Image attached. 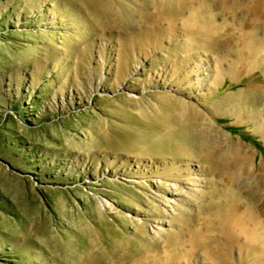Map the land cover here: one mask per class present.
I'll list each match as a JSON object with an SVG mask.
<instances>
[{"label":"rangeland","instance_id":"1","mask_svg":"<svg viewBox=\"0 0 264 264\" xmlns=\"http://www.w3.org/2000/svg\"><path fill=\"white\" fill-rule=\"evenodd\" d=\"M221 4L0 0V220L15 228L0 226V264H264L236 228L212 251L194 233L218 205L264 196V18ZM190 108L203 117L192 142L222 167L195 157L203 185L170 206L162 177L184 159L164 143Z\"/></svg>","mask_w":264,"mask_h":264},{"label":"bare ground","instance_id":"2","mask_svg":"<svg viewBox=\"0 0 264 264\" xmlns=\"http://www.w3.org/2000/svg\"><path fill=\"white\" fill-rule=\"evenodd\" d=\"M88 3H95L98 0H86ZM221 3L224 5L225 8H232L235 9L237 11H246L249 14H255L256 18H264V0H220ZM215 2V1H214ZM221 4V5H222ZM219 5V4H218ZM209 8V7H208ZM233 13V12H232ZM245 15V14H244ZM240 16V15H239ZM242 23V22H241ZM239 28V27H238ZM197 30V29H196ZM264 30V28H263ZM194 32V31H193ZM237 41L240 47L243 46V48H247L249 50H252L253 48V39L255 37V28L251 27L250 25H243L238 31H237ZM222 36V35H221ZM264 40V39H263ZM215 49V48H214ZM224 49V48H223ZM239 57L241 58L244 56V51L243 50H239L238 53ZM199 57V56H198ZM246 61V60H245ZM208 62V61H206ZM196 65V64H195ZM251 66V65H250ZM249 68V67H248ZM240 70V69H239ZM243 71V70H242ZM195 85H193V89H195V91L200 92V91H204L207 90L209 87H211V79L213 77L212 75V69L211 68H206L205 70H199L196 74H195ZM249 78V77H248ZM235 81V80H234ZM255 85V84H254ZM263 90V89H262ZM241 91V90H240ZM257 91V90H256ZM242 95V94H241ZM240 98V96H239ZM238 98V99H239ZM252 99V98H251ZM225 100V99H224ZM226 102V101H225ZM249 104V103H248ZM230 105V104H229ZM238 105V104H237ZM249 108V107H248ZM185 114L188 115L186 117V119H184V123L183 126H176L175 123L177 119L175 117L171 118L172 123L174 124L173 126L170 127V130L172 132V134L169 136L171 137L169 142H165V149L169 151L171 154L177 156V157H181L184 160L181 163V166H179V168L176 169V172L174 174V172H170L168 171L167 173L165 172V175L162 177V180L164 182H169L168 187L165 190V194H167V196L169 197L168 200V204L170 206H172L171 204H175L176 201L178 202V197L181 195V192L184 191V189H190L193 188L195 189V191L197 192L196 187H200L203 185L205 177H206V171L204 169H202L201 165H198L195 162L196 158H199V162L200 163H204L206 164L208 167H210L211 169L217 170L220 169L222 167L221 162H220V152L218 151H214V150H207V151H202L199 149L198 145L196 144V142H192L191 140V135H192V131L194 133V127H199L201 125L202 119L203 117L198 114L193 112V109L190 108L186 109ZM217 111V110H216ZM241 114V113H240ZM243 116V115H242ZM250 118V117H249ZM206 123V122H205ZM211 123V122H210ZM215 126L210 127V130H217L218 128L214 129ZM209 129V128H208ZM207 129V130H208ZM212 130V131H213ZM196 133V132H195ZM197 134V133H196ZM166 137V136H165ZM193 138V137H192ZM198 140V139H197ZM208 146V145H206ZM215 146V145H214ZM163 146H160V148L162 149ZM203 148V147H202ZM198 156V157H197ZM189 158V159H188ZM174 159V158H173ZM194 159V160H193ZM200 167V169L198 168ZM224 168V167H223ZM222 168V169H223ZM222 169L220 171H222ZM231 169V168H230ZM171 170V169H170ZM227 171V170H226ZM226 174V173H225ZM229 174V173H228ZM194 175V176H193ZM228 178V177H227ZM230 179V178H229ZM161 179H157V180H152V183L159 187V185L163 182ZM6 182V181H5ZM11 182V181H9ZM8 182V184H9ZM7 183V182H6ZM7 184V185H8ZM236 184V183H235ZM164 186V185H163ZM229 187H231V185H227ZM233 186V185H232ZM7 187V186H6ZM18 187V186H17ZM16 187V188H17ZM228 187V188H229ZM15 188V187H13ZM161 188V187H160ZM232 188V187H231ZM192 189V190H193ZM230 189V188H229ZM190 191V190H189ZM194 191V190H193ZM217 191V190H216ZM226 191V190H225ZM193 193V192H192ZM229 194V193H228ZM249 194V193H248ZM27 195V194H26ZM238 195V194H237ZM236 195V196H237ZM246 195V194H244ZM243 195V197H245ZM254 194H252L253 196ZM23 196V195H22ZM32 196V195H31ZM229 196V195H227ZM249 196V198H251L252 200L249 199V201H247L246 203L242 202L238 196V198H233L230 201H228L227 203H222L221 205L217 206V210L211 211L206 218H204V222H203V228L200 230L199 233H197L196 231L194 233L199 234V236L197 235L198 240H200V242H202V244L197 240V237H194L193 240H195L198 242L199 246L200 244L202 246H213L216 247L215 245H213L212 243H217L219 242L218 236L219 235H226L227 238L232 239L233 237H229L230 235V231L234 228L238 229V233L240 232V235H242L243 238H245L247 240L248 243H258L259 246L261 245L262 247H264V196L262 198L257 199ZM21 197V196H20ZM27 197V196H26ZM226 197V196H225ZM23 199V198H21ZM34 199V198H33ZM32 200V199H30ZM27 201V199H26ZM25 202V201H24ZM31 202V201H30ZM25 204V203H24ZM27 204V202H26ZM33 204V203H32ZM31 204V206H32ZM181 204V203H180ZM30 206V205H29ZM35 206V204H34ZM27 207V206H26ZM29 208V207H28ZM28 208H26L28 210ZM36 208V207H35ZM25 209V208H23ZM33 209V208H32ZM31 209V210H32ZM214 209V207H213ZM26 211V210H24ZM30 211V210H29ZM36 210H34L35 212ZM40 211V210H39ZM33 212V213H34ZM38 212V211H37ZM41 212V211H40ZM32 213V214H33ZM30 214V212L28 213ZM46 214V213H45ZM27 215V214H26ZM38 215V214H37ZM30 216V215H29ZM34 216V215H33ZM24 217V216H23ZM26 218V217H25ZM24 218V219H25ZM28 218V217H27ZM26 218V219H27ZM32 218V217H30ZM38 218V217H37ZM35 218V220L37 219ZM6 219V218H5ZM25 219V220H26ZM40 219V217H39ZM11 220V219H10ZM31 220V219H30ZM29 220V221H30ZM33 220V219H32ZM31 220V221H32ZM2 221V220H0ZM13 221V220H12ZM3 224L0 222V226L1 227H5L7 229H10L11 232H13V230L15 228L13 225L11 224H5L7 222L2 221ZM2 224V225H1ZM16 224V223H15ZM31 226V225H29ZM34 226V225H33ZM32 226V227H33ZM40 226V225H39ZM48 226V225H47ZM18 227V225H17ZM49 227V226H48ZM157 227V226H155ZM42 228V227H41ZM17 229V228H16ZM44 229V228H43ZM159 230H161L160 228H157ZM49 230V229H48ZM17 231V230H16ZM44 231V230H43ZM43 231H39L40 233H43ZM236 230H234L233 232H235ZM23 232V231H22ZM50 232V231H49ZM179 232V231H178ZM19 233V232H17ZM21 233V232H20ZM180 233V232H179ZM182 233V232H181ZM192 233V232H191ZM16 234V233H14ZM23 234V233H22ZM28 234V233H27ZM172 234V233H171ZM175 234V233H174ZM173 234V235H174ZM195 234V235H196ZM236 234V232L234 233ZM19 235V234H16ZM14 235V236H16ZM30 235V234H29ZM42 235V234H41ZM180 235V234H179ZM185 235V234H183ZM232 235V234H231ZM239 235V236H240ZM21 236V235H20ZM19 236V237H20ZM24 236V235H23ZM28 237V235H26ZM133 236V235H132ZM131 236V237H132ZM168 236V235H167ZM176 236V235H174ZM174 236H171L172 238ZM190 236V235H189ZM194 236V234H193ZM39 237V236H38ZM171 237H169L171 239ZM180 237V236H179ZM237 237V236H236ZM32 238V237H31ZM41 238V237H40ZM176 238V237H175ZM220 238V237H219ZM42 239V238H41ZM44 239V238H43ZM168 239V238H167ZM180 239V238H179ZM183 239V238H182ZM222 239V237H221ZM154 240V239H153ZM175 240V239H174ZM177 240V239H176ZM192 240V239H191ZM190 240V241H191ZM192 240V241H193ZM229 240V239H228ZM227 240V241H228ZM127 240H125L126 242ZM171 241V240H170ZM169 241V242H170ZM191 241V242H192ZM195 241V243H197ZM231 241V240H230ZM150 242V241H149ZM153 242V241H152ZM159 242V241H158ZM168 242V243H169ZM179 242V241H178ZM194 242V241H193ZM226 242V240L222 241ZM232 242L236 243L235 241L232 240ZM239 241H237V244ZM241 244H239V246L243 245V247L248 248V246H245L244 242L240 241ZM34 243V242H33ZM171 243V242H170ZM180 243V242H179ZM184 243V242H181ZM244 243V244H242ZM175 245V243H173ZM177 244V243H176ZM219 244V243H218ZM221 244V243H220ZM219 244V245H220ZM225 244V243H223ZM236 244V246H237ZM184 245V244H183ZM193 245V244H192ZM218 245V247H219ZM231 245V243L229 244ZM233 245V243H232ZM254 245V244H253ZM138 246V245H137ZM170 248L171 246L168 245ZM178 246V245H177ZM196 245L194 244L193 247H195ZM199 246L197 248H199ZM208 246L206 248L205 251H207ZM211 246V247H212ZM222 246V245H220ZM224 246V245H223ZM256 246V245H254ZM260 246V247H261ZM121 247V246H120ZM174 247V246H173ZM226 247H230V248H235V247H231V246H227V242H226ZM238 247V246H237ZM242 247V246H241ZM240 247V248H241ZM242 247V248H243ZM258 247V246H256ZM69 248V247H68ZM239 248V249H240ZM251 248V247H250ZM247 251L248 255L251 256L253 252L252 248L255 249L253 246L251 248V250ZM204 249V248H202ZM215 249V248H214ZM213 249V250H214ZM258 249H260L258 247ZM262 249V248H261ZM264 249V248H263ZM119 250V249H118ZM145 250V249H144ZM173 250V249H172ZM171 250V251H172ZM177 250V249H176ZM209 251H212V248L208 249ZM230 250V249H229ZM98 252L97 250H94V247H90L88 248L85 253L87 255L91 254L94 256V254L96 252ZM142 251V250H141ZM156 251V250H155ZM175 251V248L174 250ZM179 251V250H178ZM208 251V254H209ZM233 251V249H232ZM236 251V249H235ZM242 251V249H241ZM241 251L239 253H241ZM256 251V250H255ZM264 251V250H263ZM116 252V251H115ZM139 252V251H138ZM144 253V252H143ZM179 253V252H178ZM177 253V254H178ZM100 252L96 255H99ZM128 254V253H127ZM126 254V255H127ZM130 256L135 254L134 253H129ZM142 254V253H141ZM149 254V253H148ZM95 255V257H96ZM102 255V254H101ZM137 255V254H136ZM255 255V254H254ZM257 255V254H256ZM221 256V255H220ZM246 256V255H245ZM94 257V258H95ZM98 257V256H97ZM100 257V255H99ZM127 257V256H126ZM125 257V258H126ZM233 257V256H232ZM255 257V256H254ZM258 257V256H256ZM242 262H244V254L241 253L240 257ZM252 258V257H251ZM98 259V258H97ZM101 259V258H100ZM250 259V258H248ZM96 260V259H95ZM117 261V260H116ZM131 261V260H130ZM247 261V260H246ZM245 261V262H246ZM99 262V261H98ZM136 262V261H135ZM141 262V261H140ZM177 262V261H176ZM232 262V261H231ZM174 263V262H173ZM96 264V263H95ZM104 264V263H103ZM109 264V263H108ZM226 264V263H225Z\"/></svg>","mask_w":264,"mask_h":264}]
</instances>
